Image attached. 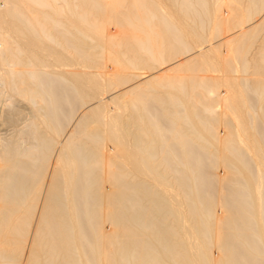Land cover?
Returning <instances> with one entry per match:
<instances>
[{
	"label": "bare ground",
	"instance_id": "1",
	"mask_svg": "<svg viewBox=\"0 0 264 264\" xmlns=\"http://www.w3.org/2000/svg\"><path fill=\"white\" fill-rule=\"evenodd\" d=\"M0 124V264H264V0H0Z\"/></svg>",
	"mask_w": 264,
	"mask_h": 264
},
{
	"label": "rangeland",
	"instance_id": "2",
	"mask_svg": "<svg viewBox=\"0 0 264 264\" xmlns=\"http://www.w3.org/2000/svg\"><path fill=\"white\" fill-rule=\"evenodd\" d=\"M22 122V121H21ZM19 123H20V121H19ZM1 125V124H0ZM19 126H16L15 128L17 129V127L20 129L21 127H22V125H23V123H20V124H18ZM20 125H21V127H20ZM3 127V128H2ZM0 128H1V130H0V134H2V135H5V136H10L11 137V133L12 132H14L15 130H13V128L14 127H11V126H0ZM18 129V130H19ZM248 129H249V132H250V134L252 135V136H256L257 134H256V132H255V130H254V128L251 126V125H248ZM4 133V134H3ZM16 134V132H14V134L12 133V135H15ZM13 137V136H12Z\"/></svg>",
	"mask_w": 264,
	"mask_h": 264
}]
</instances>
